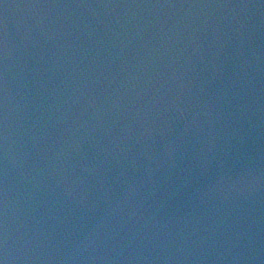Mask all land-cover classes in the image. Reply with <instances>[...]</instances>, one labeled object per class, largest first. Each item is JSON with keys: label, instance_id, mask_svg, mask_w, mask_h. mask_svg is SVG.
Masks as SVG:
<instances>
[{"label": "water", "instance_id": "1", "mask_svg": "<svg viewBox=\"0 0 264 264\" xmlns=\"http://www.w3.org/2000/svg\"><path fill=\"white\" fill-rule=\"evenodd\" d=\"M4 264H264V0H0Z\"/></svg>", "mask_w": 264, "mask_h": 264}, {"label": "clouds", "instance_id": "2", "mask_svg": "<svg viewBox=\"0 0 264 264\" xmlns=\"http://www.w3.org/2000/svg\"><path fill=\"white\" fill-rule=\"evenodd\" d=\"M0 262H2V264H4V261L3 260H0Z\"/></svg>", "mask_w": 264, "mask_h": 264}, {"label": "snow or ice", "instance_id": "3", "mask_svg": "<svg viewBox=\"0 0 264 264\" xmlns=\"http://www.w3.org/2000/svg\"><path fill=\"white\" fill-rule=\"evenodd\" d=\"M0 264H2V262H0Z\"/></svg>", "mask_w": 264, "mask_h": 264}]
</instances>
